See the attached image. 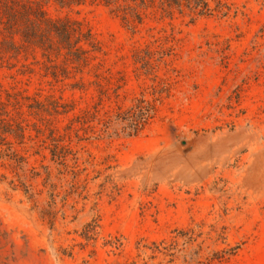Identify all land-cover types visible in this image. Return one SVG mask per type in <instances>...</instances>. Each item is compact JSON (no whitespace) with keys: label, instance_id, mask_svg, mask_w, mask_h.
<instances>
[{"label":"rangeland","instance_id":"obj_1","mask_svg":"<svg viewBox=\"0 0 264 264\" xmlns=\"http://www.w3.org/2000/svg\"><path fill=\"white\" fill-rule=\"evenodd\" d=\"M39 1L100 44L101 88L72 91L81 77L97 81L94 70L54 80L39 52L0 60V101L22 93L49 111L8 107L26 135L9 139L27 164L0 159V264L141 262L138 243L177 229L201 235L203 259L239 247L212 264H264V0H207L213 15L194 22L155 7L134 33L104 6ZM141 98L157 109L145 130L106 136L103 123ZM53 102L73 110L56 115ZM52 130L72 150L63 165Z\"/></svg>","mask_w":264,"mask_h":264},{"label":"trees","instance_id":"obj_2","mask_svg":"<svg viewBox=\"0 0 264 264\" xmlns=\"http://www.w3.org/2000/svg\"><path fill=\"white\" fill-rule=\"evenodd\" d=\"M53 1L61 8L83 7L86 5H101L110 10L111 14L120 18L123 24L133 33L137 26L144 23L146 12L157 8L166 18L173 19L176 13L188 16L192 22L198 18L210 17L214 10L207 0H47ZM39 52L43 59L44 70L54 80L60 77L70 80L72 75L83 76L87 69L94 70L97 81L87 82L81 77L70 85L72 91L85 92L89 85L101 88L97 73L99 66L92 65L97 56L102 53L100 44L90 31L85 30L82 23L69 19H52L44 10L39 0H0V60H18L21 56L28 60ZM140 60V59H138ZM36 64H40L39 61ZM145 63L144 68L149 67ZM24 68L29 69L28 65ZM1 88V85H0ZM33 104H27L28 102ZM8 107H12L21 116L19 111L23 107L37 112H49L44 104L22 93L6 92V101H0V159L10 161L18 169L27 164V159L21 156L15 149L9 138H13L19 144L25 140V129L22 124L11 117ZM53 112L56 115H67L73 109L69 105L59 102L52 103ZM157 109L154 102L144 98L137 99L135 105L127 111L119 113L115 118L103 123V133L111 137L124 136L127 138L139 136L149 123L154 119ZM97 113L76 117L65 129L73 130V125L85 126L89 118L97 120ZM37 115V114H36ZM42 133L40 130L38 131ZM79 141L83 139L78 135ZM50 138L53 142L52 155L60 164H65V158L72 154L68 146L60 145L56 134L52 130ZM75 160L78 161L77 154ZM201 237L195 230H175L170 239L154 241L149 244L138 243V259L130 263L120 264H212L221 263L229 256L235 255L239 247L228 251H218L203 259L202 247L194 248ZM143 250H142V249Z\"/></svg>","mask_w":264,"mask_h":264}]
</instances>
